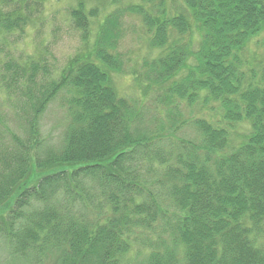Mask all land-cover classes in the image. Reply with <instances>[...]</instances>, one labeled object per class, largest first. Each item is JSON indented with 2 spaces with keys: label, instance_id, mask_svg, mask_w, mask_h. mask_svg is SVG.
I'll return each instance as SVG.
<instances>
[{
  "label": "trees",
  "instance_id": "trees-1",
  "mask_svg": "<svg viewBox=\"0 0 264 264\" xmlns=\"http://www.w3.org/2000/svg\"><path fill=\"white\" fill-rule=\"evenodd\" d=\"M48 1L0 0V249L20 264H264V0H69L80 39L60 66L15 50ZM125 18L146 41L127 73L140 99L114 83Z\"/></svg>",
  "mask_w": 264,
  "mask_h": 264
},
{
  "label": "rangeland",
  "instance_id": "rangeland-1",
  "mask_svg": "<svg viewBox=\"0 0 264 264\" xmlns=\"http://www.w3.org/2000/svg\"><path fill=\"white\" fill-rule=\"evenodd\" d=\"M69 0H49L46 3L44 15L36 30H30L26 37L22 39L20 45L15 49L16 53L22 52L26 57H36L39 62L54 60L58 66L71 56L79 45V33L72 31L68 21V11L71 6ZM120 7L123 4L119 5ZM110 9H106L108 12ZM140 23L137 19L125 18L123 29L125 36L120 41L119 49L126 62L125 75H116L114 83L122 95L132 99H140L141 91L134 87L131 78L127 73L135 71L134 67H140L146 55L145 39L139 29ZM37 44H41L37 47ZM47 47L52 55L47 58L44 50ZM156 53H152L154 56ZM138 70V69H137ZM59 99L50 106L42 119V131L44 136L55 139L61 128L65 126L63 121V111ZM0 264H20L13 260L8 252L0 249Z\"/></svg>",
  "mask_w": 264,
  "mask_h": 264
}]
</instances>
